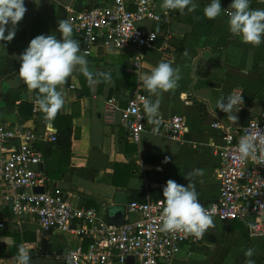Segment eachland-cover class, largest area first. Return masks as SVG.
I'll return each mask as SVG.
<instances>
[{"label": "crops", "instance_id": "obj_1", "mask_svg": "<svg viewBox=\"0 0 264 264\" xmlns=\"http://www.w3.org/2000/svg\"><path fill=\"white\" fill-rule=\"evenodd\" d=\"M111 2L25 0L27 11L15 37L10 42L0 41L4 45L0 46V122L16 129H36L42 137L38 146L47 157L44 168L50 187L62 188L74 204L96 208L107 221L110 206L126 208L131 199L139 201L143 195L136 191L144 192L146 201L156 199L154 195L163 200L168 180L184 186L194 184L200 203L207 207L220 195L219 152L226 145L224 128L238 131L264 112V43L253 46L233 36L226 12L207 19L203 9L210 0H196V10L183 14L167 12L161 7L163 0H157L162 20L142 26L157 31L159 38L141 51L98 47L86 56L81 34L73 29V39L79 42L89 70L109 73L111 82L101 77L100 83L90 85L74 70L57 88L65 104L49 121L39 108L35 112L37 92L29 91L18 76L20 56L38 35L60 39L58 23L68 20L71 10ZM231 3L221 0L222 9H230ZM250 8L264 9V0H251ZM138 53L144 56L141 74L133 66ZM160 62L180 69L178 87L159 96L150 95L145 88L143 91L153 103L159 99V113L164 117L183 115L188 131L180 140L147 131L137 143L122 126L120 112L106 116L107 102L117 98L120 107H125L131 93L143 84L141 76L150 75ZM241 94L244 103L231 113L217 109L221 99L226 102L229 95ZM234 115L235 121L230 119ZM215 123L222 127H215ZM152 125L147 116V128ZM51 131L58 138L64 132L70 134L68 153H61L59 142L48 143ZM213 222L215 226L202 237L193 235L173 264H247L249 259L264 264L263 237H251L246 225L238 221ZM81 243L87 248L89 240L81 242L76 235L58 230L45 232L31 216H15L4 204L0 188V264H17L21 245L30 250L31 257L57 261L55 254ZM248 249L253 250L251 257L245 256Z\"/></svg>", "mask_w": 264, "mask_h": 264}, {"label": "built area", "instance_id": "obj_2", "mask_svg": "<svg viewBox=\"0 0 264 264\" xmlns=\"http://www.w3.org/2000/svg\"><path fill=\"white\" fill-rule=\"evenodd\" d=\"M171 10H167L170 12ZM68 20L81 34L83 52L91 56L98 47L128 48L141 51L158 41L157 31L141 26L162 20L157 0H112L108 5L71 10ZM144 56L138 53L133 66L141 74ZM139 85L121 108L117 98L107 102L106 116L120 112L121 124L130 138L139 143L144 134L165 135L180 140L188 131L183 115L164 117L160 113L147 128L143 111L149 99ZM38 112V106L35 107ZM215 127H222L215 123ZM226 145L220 150L219 198L204 207L212 219L248 224L251 237L264 238V112L238 131L224 128ZM253 138L257 150L240 159L241 138ZM48 143L58 141L51 131ZM42 137L36 129H16L0 122V188L4 204L18 218L31 216L45 232L72 233L80 241L89 240L65 253L54 255L64 264H173L193 235L162 231L165 207L162 199L131 201L126 205L123 224H111L94 207L78 205L58 186L50 187L44 168L46 153L38 145ZM43 187L44 192L35 188Z\"/></svg>", "mask_w": 264, "mask_h": 264}, {"label": "clouds", "instance_id": "obj_3", "mask_svg": "<svg viewBox=\"0 0 264 264\" xmlns=\"http://www.w3.org/2000/svg\"><path fill=\"white\" fill-rule=\"evenodd\" d=\"M250 2L251 0H232L230 9H222L221 0H210L204 7L203 14L207 19H216L226 12L231 34L246 44L259 46L264 43V9H251ZM161 7L166 10H178L183 14L185 10L189 13L194 12L197 3L196 0H163ZM26 11L25 0H0V41L13 40L16 27ZM57 31L61 34L60 39L55 35L43 34L31 39L19 58L18 76L29 91L37 92L35 102L49 121L55 119L65 104L62 91H58L57 88L66 83L74 70H78L90 85L100 83L101 77L104 81L111 82L109 73H93L89 70L85 55L80 54L79 42L73 39V26L69 20H61ZM0 46L4 47L3 44ZM180 79V69L174 68L169 62H160L150 75L141 76L144 88L150 95L156 96L177 88ZM243 103L242 94L229 95L226 102L221 99L216 107L228 114ZM143 107L149 122L158 123L156 117L160 108L159 99L154 103L145 99ZM230 119L235 121L237 116H231ZM256 150L257 146L252 137L246 136L239 141L240 159L252 156ZM163 197L165 207L161 217L162 231L183 232L199 238L206 230L215 226L211 215L200 203L194 184L188 183L184 186L168 180L163 188ZM252 255V249L245 253L246 257ZM30 257V250L21 245L15 259L17 264H29ZM247 264H254V261L249 259Z\"/></svg>", "mask_w": 264, "mask_h": 264}, {"label": "water", "instance_id": "obj_4", "mask_svg": "<svg viewBox=\"0 0 264 264\" xmlns=\"http://www.w3.org/2000/svg\"><path fill=\"white\" fill-rule=\"evenodd\" d=\"M36 192H44L43 187L35 188ZM125 206H110L108 209V221L111 224H123L125 220ZM29 264H64L53 259L30 257ZM131 264V263H130Z\"/></svg>", "mask_w": 264, "mask_h": 264}, {"label": "trees", "instance_id": "obj_5", "mask_svg": "<svg viewBox=\"0 0 264 264\" xmlns=\"http://www.w3.org/2000/svg\"><path fill=\"white\" fill-rule=\"evenodd\" d=\"M57 142H59V144L61 145V148H62V152L61 153H63V154H66V153H68L69 151H70V145H71V142H70V134L68 133V135L67 134H65V132L63 133V136H62V138H58V141ZM153 191H155L156 192V190L154 189V190H151V193L153 192ZM136 193H139V194H141V195H143L140 199H139V201H146V197L144 196L145 194H144V192H141V191H136ZM155 196V198L156 199H159L160 198V196H157V195H154ZM135 199H131V201H134ZM164 200V199H163Z\"/></svg>", "mask_w": 264, "mask_h": 264}, {"label": "rangeland", "instance_id": "obj_6", "mask_svg": "<svg viewBox=\"0 0 264 264\" xmlns=\"http://www.w3.org/2000/svg\"><path fill=\"white\" fill-rule=\"evenodd\" d=\"M146 23H152V22L147 21V22H144L142 25H145V26H146ZM142 25H141V26H142ZM147 25H148V24H147ZM238 222H241V221H238ZM241 223L245 224L246 227H247V229L249 230V227H248V224H247V223H244V222H241Z\"/></svg>", "mask_w": 264, "mask_h": 264}]
</instances>
